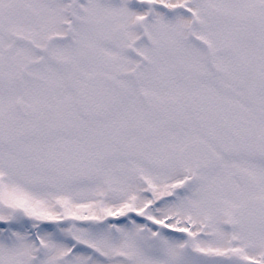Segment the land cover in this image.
I'll return each mask as SVG.
<instances>
[{
    "label": "snow or ice",
    "instance_id": "snow-or-ice-1",
    "mask_svg": "<svg viewBox=\"0 0 264 264\" xmlns=\"http://www.w3.org/2000/svg\"><path fill=\"white\" fill-rule=\"evenodd\" d=\"M0 264H264V0H0Z\"/></svg>",
    "mask_w": 264,
    "mask_h": 264
}]
</instances>
